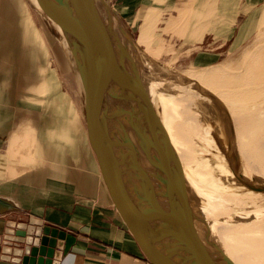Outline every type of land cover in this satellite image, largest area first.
I'll list each match as a JSON object with an SVG mask.
<instances>
[{"label":"rangeland","instance_id":"1","mask_svg":"<svg viewBox=\"0 0 264 264\" xmlns=\"http://www.w3.org/2000/svg\"><path fill=\"white\" fill-rule=\"evenodd\" d=\"M203 2L179 0L168 5L164 13L139 14L136 16L139 23L130 32L147 57L165 68L174 82L167 86L169 94L165 93L164 101L171 106L167 105L166 110L174 112L176 117L169 114L171 120L176 118L178 126L181 124L178 132L180 130L181 138H185L183 143L188 145L189 153L200 162L192 157L204 185L219 191L223 189L231 195L235 193L233 200H237L239 186L227 180L230 175L225 178L222 174V178L216 173L210 161L203 159L198 145L189 138L190 131L182 126L174 104L184 101L174 97L176 103L172 104L168 98L187 92L189 103L199 104L203 119L208 121L212 117L215 126L210 124L211 128L215 127L218 135L221 132L226 137L223 142L230 145L227 150L234 155V161L257 181L264 182V167L250 166L249 151H237L242 140L233 136L239 131L241 119L254 117L256 111L264 107V96H252L253 84L264 85V0L259 4L248 0H223L218 6L225 10L215 12L214 16L210 15L211 10L207 13L203 10ZM232 3L234 6L230 9ZM40 9L38 0H0V191L17 197L20 185L17 176H24L23 187L33 200L44 197L58 202L67 198L59 193L63 191L77 200L110 205L119 213L92 133L82 87L56 33ZM174 24L177 29L171 30ZM201 81L203 84L199 83ZM225 82H231L227 84L228 89ZM222 84L224 87H220ZM216 91H221L222 95L212 100ZM231 92L238 93L234 98L237 101H233L237 104L228 102L229 106L244 112L243 116L225 107L224 98ZM189 103H185L187 107ZM172 105L174 111L168 110ZM222 117L233 124L229 125ZM199 118L197 124L202 119ZM203 131L201 129L200 133L204 134ZM257 150L253 148L252 151L257 153ZM16 177L19 181L12 185L10 181ZM11 186L12 190H5ZM246 194H241L237 203ZM227 201L225 198L223 202ZM225 206L224 210L230 212L227 204ZM253 228L264 232V222L256 223ZM254 241L264 247V241Z\"/></svg>","mask_w":264,"mask_h":264},{"label":"water","instance_id":"2","mask_svg":"<svg viewBox=\"0 0 264 264\" xmlns=\"http://www.w3.org/2000/svg\"><path fill=\"white\" fill-rule=\"evenodd\" d=\"M38 2L82 87L116 208L147 259L152 264H235L216 226L226 223L238 230L264 222V182L243 171L218 143L213 152L225 159L239 186L237 200L235 193L183 173L150 93L153 85L160 90L174 82L147 57L107 0ZM23 209L16 196L0 194V216ZM73 239L37 218L13 219L0 234V251L11 262L58 264Z\"/></svg>","mask_w":264,"mask_h":264},{"label":"crops","instance_id":"3","mask_svg":"<svg viewBox=\"0 0 264 264\" xmlns=\"http://www.w3.org/2000/svg\"><path fill=\"white\" fill-rule=\"evenodd\" d=\"M107 1L129 26L130 30H133L134 25L139 23L136 18L137 15H144V12L147 11L160 12V14L164 13L168 5H173L174 1L177 2L179 0ZM216 1L204 0V5L201 7L206 13L211 10L213 13H210V15L214 16L215 12L225 10L224 7L218 6L220 5L219 2L223 0ZM248 1L259 4L263 0ZM233 6L234 3L231 4L230 9ZM205 7L208 9H205ZM176 29L177 26L174 24L171 30ZM20 46L21 43L17 47ZM236 149L237 147H235L234 151ZM225 150L229 153L227 148ZM237 151H240V147H238ZM229 155L234 159L232 153H229ZM208 160L212 168L216 173L221 174L220 176L222 178L223 176L226 178V175H230L227 180L231 179L232 173L221 155L214 154L213 158H209ZM235 160L237 161L236 158ZM17 177L22 178L24 176ZM17 177L11 180L19 181ZM220 181L222 182V180ZM10 183L13 185L16 182L10 181ZM19 183L21 184V180ZM19 187L17 188V198L22 201L24 207L23 212L20 214L12 213L0 216V234H2L7 220H26L33 217L41 220L44 225L71 233L74 236V241L71 243L68 252L61 257L58 264H152L147 259L141 245L133 236L121 215L115 212L110 205L93 204L88 200H77L63 191H59V193L67 198H62L58 202H53L44 197H38V199L33 200L24 187L27 197L20 196V193H18ZM12 189V186L5 188L7 191ZM47 190H49L48 187ZM4 193L7 192L0 191V194ZM10 258L11 256L8 259L2 257L0 251V264H21L20 262H11Z\"/></svg>","mask_w":264,"mask_h":264},{"label":"bare ground","instance_id":"4","mask_svg":"<svg viewBox=\"0 0 264 264\" xmlns=\"http://www.w3.org/2000/svg\"><path fill=\"white\" fill-rule=\"evenodd\" d=\"M70 68V67H69ZM201 72V71H200ZM202 73V72H201ZM200 73V74H201ZM225 73V72H224ZM241 73H239V76H242L240 75ZM237 76V73L235 74ZM200 76V75H199ZM227 76H229L227 74ZM231 76V75H230ZM234 76V75H233ZM232 78V76H231ZM234 78H236L234 76ZM233 78V79H234ZM238 78V76H237ZM236 78V79H237ZM232 79V80H233ZM198 80V78H197ZM214 80V79H212ZM226 80V79H225ZM235 82V80H233ZM198 83V81H197ZM201 84V82H199ZM214 83V82H213ZM240 83V82H239ZM238 83V85H239ZM224 84V83H223ZM220 85L221 86H223ZM227 84H231V82L227 83L225 82V86ZM235 84V83H234ZM13 85V84H12ZM199 85V84H198ZM76 86V85H75ZM240 86V85H239ZM169 87V86H168ZM192 87V86H191ZM190 87V88H191ZM203 87V86H202ZM218 87V88H220ZM224 87V86H223ZM238 86H236L237 88ZM157 88L156 86H152L151 87V90H150V93H152V96L154 97V100H155V103L156 105L159 107V110H160V113H161V123L163 125V128H164V131L167 135V137L169 138V141L171 142L173 148L175 149L176 153H177V156H178V159L180 161V164H181V167H182V170H183V173L190 178V180H194L196 181L197 183H201L202 185H204L203 183V180L202 178L200 177L196 167H195V161H192V159L194 158L195 160L197 158L193 157V153L190 155L187 147L188 145L184 144L185 142L183 141L185 138H181V135L182 133H179L178 132V128L177 127H181V124L179 123L180 126H178L177 122H176V116H174V112H171L172 115L174 116L173 118L175 119L174 120H171V113H169V111H167L166 107L167 104L166 101H164V97L167 96L165 95V93H168L169 94V89L167 88V86H165L164 88H161L160 90L159 89H155ZM193 88V87H192ZM197 88L199 89V87L197 86ZM235 88V89H236ZM252 96H258L259 97H263L264 96V85H260L257 83V85L254 86L253 84V87H252ZM213 89V88H212ZM216 89V88H215ZM223 89V88H222ZM221 89V90H222ZM227 89H228V85H227ZM210 90V89H209ZM225 90H226V87H225ZM234 90V89H233ZM188 91V88L187 90ZM204 91V90H203ZM235 91H239L238 89H236ZM234 91V92H235ZM81 92V91H80ZM181 92V91H180ZM216 92H220V93H216ZM214 93L215 96H213L212 100L214 99V97L217 99H219V97L222 95L221 91H216ZM225 92V91H224ZM234 92H231L229 94V96L226 98H224L225 102H227V105L225 103V107H230L228 102H233V101H237L235 100V94L237 93H234ZM240 92V91H239ZM209 93V91H207V94ZM212 93V90L211 92ZM179 95V96H178ZM178 95H175L173 96L172 98L169 97L167 100L170 101L172 104H174L173 102L175 101L176 98H181L184 103H189L190 100H189V97L186 96L187 95V92H186V95H185V91H184V94L183 93H178ZM178 96V97H177ZM211 96V95H208V97ZM238 96V93L237 95ZM80 97V96H79ZM176 97V98H174ZM199 97V96H198ZM78 98V97H76ZM207 98V97H206ZM238 98V97H237ZM257 98V97H256ZM191 99V98H190ZM204 99V98H203ZM209 99L211 100V98L209 97ZM84 100V99H83ZM211 100V101H212ZM209 101V100H208ZM217 101V100H216ZM181 102V101H180ZM194 102V101H193ZM204 102V101H203ZM213 102V101H212ZM224 102V101H223ZM176 103V101H175ZM179 103V102H178ZM174 104L175 108H177V113L180 115V118H181V122L183 121L182 125L183 127L185 126V129L187 128L188 131H190L188 133L189 135V138L191 139V141L195 142V144H197V148L200 149V151L202 152V156L204 157L203 159L205 160V158L209 159V158H213L214 156V152H213V148H216V145L215 143H218L220 146L224 147L225 149L227 147H229L230 145L227 144L226 142H223V141H226V137L224 135H222L223 133L220 132L219 135L221 136H224L225 137V140H224V137L222 139V137H220L218 135V133L216 132L217 130H214L215 127L212 129L210 124L212 125V117H211V121L208 123L207 119L205 118V120L203 119V115H201V110L198 108L200 107L199 104L196 105V101L195 103L196 104H188L189 107H187V104L183 105L182 103H179V104ZM209 103V102H208ZM215 103V102H214ZM83 104V103H82ZM213 104V103H212ZM234 104V102H233ZM237 104V102L235 103ZM234 104V105H235ZM193 105V106H192ZM220 105V104H219ZM224 106V104H222ZM234 105H231V106H234ZM171 106V104L169 105ZM170 107V111H174L173 107ZM191 106V107H190ZM198 106V107H197ZM209 107L208 108H211L212 106L211 105H208ZM236 106V105H235ZM193 107V109H192ZM220 108V106H219ZM223 108V107H222ZM231 108V107H230ZM229 108V109H230ZM234 108V107H233ZM233 108H231L232 110L231 111H234L236 110V108L233 110ZM172 109V110H171ZM189 109H191L190 111H193V112H190ZM195 109V111H194ZM201 109L202 108V105H201ZM227 109V108H226ZM224 110V109H223ZM256 110V109H254ZM260 111H256L257 113L254 114L253 116L254 117H251V118H248L245 119L243 118L245 121H242L243 119H241L240 121V127H239V131L236 130L237 133H235L233 136H237L239 141H241V147H240V150H248L249 151V162H250V166L252 167H259V166H263L264 167V107L263 109L262 108H259ZM176 111V109H175ZM206 111V110H205ZM204 110L202 111L203 113L205 112ZM227 111V110H226ZM230 111V110H229ZM228 111V112H229ZM237 111V110H236ZM235 111V112H236ZM86 112H88L86 110ZM235 112H231V113H235ZM238 112L240 111H237L235 114H237ZM207 113V112H205ZM209 113V112H208ZM242 112H240L241 114ZM226 114V113H225ZM229 114V113H228ZM234 114V115H235ZM244 112L242 113V116H243ZM218 115V114H215V116ZM227 115V114H226ZM230 115V114H229ZM249 115V114H248ZM213 116V117H215ZM224 116V114H223ZM231 116V115H230ZM239 116V114H238ZM246 116V115H245ZM171 117V118H170ZM201 117L204 121H201L202 119L199 118ZM240 117V116H239ZM196 118V119H195ZM198 118L201 119L200 120V123L205 126L207 129L205 131L206 134H210V135H207V136H210V137H207L206 134L204 135H201L200 134V123H196L198 121ZM207 118H210V116H207ZM225 118V117H224ZM229 118V117H228ZM227 118V119H228ZM215 119V118H213ZM219 119V118H218ZM223 119V117H222ZM237 119V118H236ZM240 118H238L237 121H239ZM233 120V119H232ZM263 121L262 123L259 122V121ZM173 121L176 123V125L173 123ZM178 121V120H177ZM223 121H225L223 119ZM229 123H231L232 121L228 120ZM179 122V121H178ZM220 122L222 123V121L220 120ZM227 122V120L225 121ZM234 122V121H233ZM236 122V121H235ZM215 123V122H214ZM220 123V124H221ZM228 123V122H227ZM228 123V124H229ZM216 124V123H215ZM233 124V123H232ZM232 124H229V125H232ZM222 125V124H221ZM223 125L224 122H223ZM227 125V124H226ZM213 126H215L213 124ZM217 127V126H216ZM219 127V126H218ZM224 127V126H223ZM228 127V125H227ZM182 128V127H181ZM179 128V129H181ZM229 128V127H228ZM231 128H235L234 126H232ZM217 129H221V128H217ZM182 130V129H181ZM187 131V130H186ZM187 131V132H188ZM221 131V130H220ZM223 131V130H222ZM225 131V130H224ZM185 132V131H184ZM186 132V133H187ZM204 132V131H203ZM179 133V134H178ZM217 133V134H215ZM191 134V136H190ZM187 140V139H186ZM185 140V141H186ZM184 142V143H183ZM194 144V143H193ZM213 147V148H212ZM254 149H258L257 150V153H255V151H252ZM196 149V148H195ZM197 150V149H196ZM191 151V150H190ZM195 154V153H194ZM201 156V157H202ZM193 157V158H192ZM198 161V159H197ZM196 161V163L198 164V162ZM206 161V160H205ZM200 163V162H199ZM249 164H248V167H250ZM244 171L247 172V170L245 169ZM263 175V174H262ZM21 180V184L19 185V191L18 193H20V196L22 197H27V194H26V191L24 190L23 188V184L25 183V177H22L20 178ZM230 181L232 182H235L233 177H231V179H229ZM11 182H15V180H11ZM108 185V184H107ZM10 188V187H9ZM223 191V189H222ZM225 193H227L226 191H224ZM226 207V206H225ZM227 208V207H226ZM226 215L228 216V213L226 212ZM231 217V216H230ZM249 227V226H247ZM247 227H237L238 230H235L233 228V225H228L226 223H221V224H218L216 226V233H217V236L220 238V240L222 241L223 245H225L226 247V253L228 254V256L231 258V260L235 263V264H264V247L263 246H260V243L254 241V240H259V241H264L263 238H264V232H261L259 231L258 229L256 228H247ZM241 229V230H239ZM243 230V231H242ZM254 239V240H253ZM262 245V244H261Z\"/></svg>","mask_w":264,"mask_h":264}]
</instances>
